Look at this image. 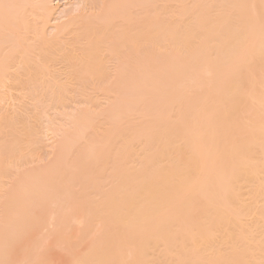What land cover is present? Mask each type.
Segmentation results:
<instances>
[{
    "label": "bare ground",
    "instance_id": "1",
    "mask_svg": "<svg viewBox=\"0 0 264 264\" xmlns=\"http://www.w3.org/2000/svg\"><path fill=\"white\" fill-rule=\"evenodd\" d=\"M103 2L0 0V261L264 264V0Z\"/></svg>",
    "mask_w": 264,
    "mask_h": 264
},
{
    "label": "rangeland",
    "instance_id": "2",
    "mask_svg": "<svg viewBox=\"0 0 264 264\" xmlns=\"http://www.w3.org/2000/svg\"><path fill=\"white\" fill-rule=\"evenodd\" d=\"M88 1V2H87ZM93 0H52V7H53V11H54V13L52 14V17H51V23H50V25H49V27L50 28H48V30L46 31V33H47V36L49 35H51L52 33L51 32H53L52 31V26L54 25V24H58L59 22H60V18H62V20H63V18L65 19V18H67V17H72L74 14H75V16H76V14H78V12L80 13V11L82 12V10H83V12L86 14V13H88L89 11V13L88 14H92V13H95L97 10V7H99V6H101L100 5V3H101V1H104V2H108V1H110V0H94L93 2H95V4H93V2H92ZM112 1V0H111ZM103 2V3H104ZM96 3H98L97 5H96ZM102 3V4H103ZM87 4V5H86ZM92 4L94 5L93 7H91L92 6ZM95 5H96V7H95ZM160 6L162 5V3L161 4H159ZM170 5V4H169ZM172 5V4H171ZM170 5V6H171ZM89 6H90V8H89ZM173 6V5H172ZM171 6V7H172ZM56 9V10H55ZM79 10V11H78ZM65 13V14H64ZM73 13V14H72ZM61 14H63V15H61ZM68 16H67V15ZM72 15V16H71ZM62 16V17H61ZM64 16V17H63ZM57 20V21H56ZM52 24V25H51ZM70 30V29H69ZM49 33H51V34H49ZM68 33H69V31H66V33L65 34H63L64 36H61L62 37V39H64L65 38V41H66V39L67 38H69V35H68ZM65 41H63L62 42V44H64V42ZM114 63V64H113ZM117 66V61H115V60H111V61H109L108 63H107V66H106V77H105V80H104V82L101 84V85H99V84H96V86H106V85H108L109 83L111 84V82H112V80L111 79H113V76H114V72H113V70H115L116 69V67L115 66ZM109 66V67H108ZM63 67V65H61V64H56L55 66H54V70L55 71H57L58 72V75H57V73L56 72H54V73H56V75L58 76H55V77H57V79L56 80H58V82H60V83H65V80H66V77L64 76V68H62ZM113 67H115V68H113ZM53 69H52V71H54ZM62 71V72H60V71ZM108 72H109V74H108ZM59 73H61V74H59ZM108 74V75H107ZM62 75V76H61ZM64 77V78H63ZM109 77V78H108ZM62 78V79H61ZM107 78V79H106ZM61 79V80H60ZM64 80V81H63ZM106 80H108V81H106ZM110 80H111V82H110ZM106 81V82H105ZM107 82H109V83H107ZM109 84V85H110ZM95 87V86H94ZM92 87H89L88 88V90L87 91H85V92H81L82 93V95L80 94V90L78 89V92H73L74 94L72 95L73 96V99L72 100H69L66 104V106H64V107H66V109L65 108H62V109H65L66 111H64V110H62L61 108L59 109V111L61 110L62 112L64 111L66 114H70V113H72V114H74V113H76V112H78L80 109H85V108H87V104L84 102V101H86V97H84V96H90L91 98H93V99H96V101H97V104H99L100 102V104L99 105H105V101H104V97H103V95L99 92V91H97V90H94L95 91V93H94V91H92V90H90ZM14 93V94H13ZM15 93H19V92H17V91H13L12 92V94L10 95L9 94V96H7V100L4 102V103H2V104H0L1 106H0V114H8V112H9V115H10V111H11V114H12V110H14V108H17V103H18V101H19V98H20V93H19V95H17V94H15ZM90 94V95H89ZM18 96V97H17ZM14 98V99H13ZM17 98H18V100H17ZM84 100V101H83ZM13 103H15V104H13ZM102 103H104V104H102ZM4 105V106H3ZM86 105V106H85ZM98 105V106H99ZM14 106V107H13ZM6 109H5V108ZM89 108H90V106H88ZM93 109H94V107H92ZM78 109V110H77ZM9 110V111H8ZM8 111V112H7ZM60 111V112H61ZM75 111V112H74ZM7 112V113H6ZM54 114V116H55V111L54 110H50V113L48 112V114L49 115H47L48 117H50L52 120H54L55 118H54V116H53V114ZM45 120V121H44ZM48 120V119H47ZM47 120H46V118H45V116L43 117V121H44V125H46V123H47ZM43 125V126H44ZM46 130H44V129H42V130H39V132H38V136L39 137H37V142H36V144L35 145H33L32 147H31V153H30V155H29V151H25V154H26V157L22 160V161H19V162H17V165L19 166V167H21L20 168V171L19 172H21L22 170H24V168H26V170H28L27 168H31V167H33L34 169H35V167L36 168H39L41 165H44V164H47L49 161H50V158L52 157V151H53V143H54V141H52V139L51 138H49L50 137V135H48V134H50L49 132L46 134V132H45ZM41 134H42V137H40L41 136ZM39 139V140H38ZM41 140V141H40ZM38 142H40V144L38 143ZM53 142V143H52ZM39 146V147H38ZM34 151V152H33ZM27 152V153H26ZM51 152V153H50ZM51 154V155H50ZM31 156V157H30ZM51 156V157H50ZM49 158V159H48ZM27 160V161H26ZM22 162H23V164H22ZM20 163V164H19ZM27 164V165H26ZM20 165H22V166H20ZM25 165V166H24ZM38 165H39V167H38ZM42 167V166H41ZM33 168H31V169H29V170H32ZM25 171V170H24ZM23 172V171H22ZM4 188V187H3ZM2 188V189H3ZM1 189V190H2ZM50 254H52V257H53V259H54V261H55V263L56 264H66V260H65V258H64V254H63V252L62 251H59V250H53L52 252H50V253H48V255H50Z\"/></svg>",
    "mask_w": 264,
    "mask_h": 264
},
{
    "label": "snow or ice",
    "instance_id": "3",
    "mask_svg": "<svg viewBox=\"0 0 264 264\" xmlns=\"http://www.w3.org/2000/svg\"><path fill=\"white\" fill-rule=\"evenodd\" d=\"M5 7H7V5ZM0 264H11V262L0 261ZM26 264H55V262L54 261H50V260L45 259V258H41V259H38L36 261L26 262ZM76 264H78V262H76Z\"/></svg>",
    "mask_w": 264,
    "mask_h": 264
}]
</instances>
